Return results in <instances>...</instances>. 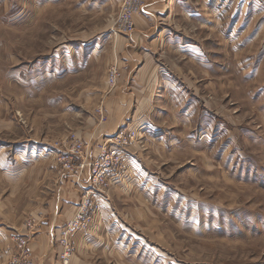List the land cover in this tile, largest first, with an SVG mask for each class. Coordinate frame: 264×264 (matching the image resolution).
Instances as JSON below:
<instances>
[{
	"label": "rangeland",
	"instance_id": "374dc122",
	"mask_svg": "<svg viewBox=\"0 0 264 264\" xmlns=\"http://www.w3.org/2000/svg\"><path fill=\"white\" fill-rule=\"evenodd\" d=\"M174 1L153 35L190 36L191 47L194 39L204 42L205 56L189 49L199 55L194 62L190 55L199 65L190 66V78H201L193 80L195 96L180 82L179 95L162 100L173 115L135 126L125 120L112 133L84 139L78 132L94 127L88 116L95 113L97 128L107 121L104 104L121 76L116 42L130 35L112 30L121 0H0V264L35 233L37 220L23 210L40 203L26 194L68 178L79 201L55 239L58 264H69L74 236L100 224L101 210L115 215L109 225L117 228L107 237L112 247L118 241L122 264H264V0ZM179 42L166 48L186 50ZM171 131L183 142L171 143ZM76 136L83 147L75 167L84 157L114 162L105 198L94 191V206L80 219L89 174L78 181V171H63L57 147ZM24 152L37 163L12 161H23ZM33 165L39 168L23 176ZM79 220L68 232L72 254L64 263L61 238Z\"/></svg>",
	"mask_w": 264,
	"mask_h": 264
},
{
	"label": "crops",
	"instance_id": "0c3cea01",
	"mask_svg": "<svg viewBox=\"0 0 264 264\" xmlns=\"http://www.w3.org/2000/svg\"><path fill=\"white\" fill-rule=\"evenodd\" d=\"M173 2L175 4L174 0H148L144 12L134 19L135 31L129 36H121L117 39L116 52L120 58L121 76L116 88L109 93L104 104L107 121L97 128L95 127V113L91 114L86 120L88 122L87 125L92 127L94 124L95 128L93 127L92 130L84 133L80 131L78 132L79 136L81 135L84 139H87L92 136H100V134L104 135V133H112L125 120L131 121L135 126L142 124L143 121L148 123L150 119H157L158 113L161 114V118L163 115L167 117V114L171 113L170 110L173 109V106L164 104L171 102L169 97L179 95L180 82L181 84L183 82L187 89L192 85L195 96L198 87L193 83V80L199 83L201 78H199V75L197 79L191 80L190 78V66H196L192 64L190 58V55L193 54L189 52L190 41H192L190 36H164V33L153 35L154 32L158 31L160 23L158 20L165 21L167 19L166 16L170 17V9L173 8ZM153 28L155 31H153ZM135 33L136 35L139 33L141 36H133ZM150 34L152 36H149ZM174 39L180 41L179 44H184L186 50L171 46L166 48V44L173 42ZM194 40L196 42L191 47L194 49L192 51H197L199 55L203 54L205 56L204 42L198 39ZM131 41L132 44H130ZM199 55L193 54L192 61L194 62L195 57ZM165 67L169 68L168 71ZM196 67L199 69V65ZM166 74H169L168 77ZM175 80L179 87L173 84ZM170 81L172 82L171 84ZM170 86L171 89L169 88ZM184 90L182 93L185 92L184 96L187 98V90L185 88ZM163 99H167L166 102L168 103H163ZM172 119H175V117ZM92 122L94 123L91 124ZM176 138L178 141H175ZM183 138L171 131V143H181ZM25 153H19L18 159H24ZM31 153L33 154L34 151ZM32 157L36 156H30L21 162L12 161L17 164L21 163L22 166L28 162L37 163V161H31ZM14 158L17 157L14 156ZM46 159L51 160L50 157ZM48 165V169L53 173L55 171L54 162L50 161ZM5 168L9 170L7 167ZM36 168H39V166L33 165L26 169L24 168L25 171L22 170V175L28 174ZM43 169L44 167L41 168V175L43 174ZM86 176L87 173L85 172L83 180H86ZM134 182V179H132V182L127 181L126 183L132 185ZM25 185L29 186L28 183H25ZM121 189L125 191L124 186ZM31 193L28 192L25 197L28 198V201H38L40 205L33 209L23 210L26 211V214L29 213L30 217L37 220V226L33 228V231H35L34 235L27 238L26 247L29 250V259L32 260L33 264H58L60 247L56 244L55 239L60 234L65 222L70 220L76 213L79 201L78 192L73 180L68 178L62 179L59 182V187L54 184V187L48 186L38 191L35 197H30ZM139 210L140 208L136 210L137 214ZM112 216H115L114 213L111 214L101 210L100 224L85 234L78 233L74 236L73 242L76 245L77 253L72 256L69 264L123 263L124 254L119 249L118 241L112 247L110 239L107 237L109 229L117 228L109 225V218H112ZM11 252L12 250L9 251L10 255L13 254ZM96 254H100L102 258L96 257Z\"/></svg>",
	"mask_w": 264,
	"mask_h": 264
},
{
	"label": "built area",
	"instance_id": "2783aa9c",
	"mask_svg": "<svg viewBox=\"0 0 264 264\" xmlns=\"http://www.w3.org/2000/svg\"><path fill=\"white\" fill-rule=\"evenodd\" d=\"M146 0H121L120 7L118 9L116 18L112 25V30L114 33H120L123 35L131 34L135 29V17L140 15L144 11ZM118 76L116 66L111 71V76L108 78L110 87H114L116 84V79ZM69 147L61 150L60 146L58 147V152L60 153L59 162L63 165V171L76 174V179L79 181L81 174L88 172L89 180L86 185L81 187V197H80V210L76 219H80V214L88 213V209L94 206L93 194L94 191L99 190L100 192L107 188L112 182L113 178H108V174L113 172L114 162H109L106 160H95L88 161L87 157H84L79 166L75 167L72 163L73 158L78 155L81 148L83 147L82 142L75 137L71 138L69 142ZM120 144V143H119ZM66 145V144H65ZM119 161V158H118ZM117 161V162H118ZM102 194V192H101ZM102 197L105 198V195ZM82 221H74L69 224L65 229V234L61 238V244L64 246L65 251L62 253V258H64V263H67L68 258L72 254V247L68 245V232L77 227H81ZM71 231V232H72ZM23 240V239H22ZM8 264H33L32 260L29 259L28 249L26 247V241L19 243L17 254L10 260Z\"/></svg>",
	"mask_w": 264,
	"mask_h": 264
}]
</instances>
